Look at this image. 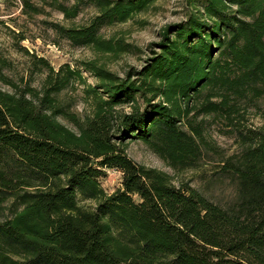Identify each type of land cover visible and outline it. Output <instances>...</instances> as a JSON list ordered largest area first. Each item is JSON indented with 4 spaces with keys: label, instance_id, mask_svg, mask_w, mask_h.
Listing matches in <instances>:
<instances>
[{
    "label": "trees",
    "instance_id": "obj_1",
    "mask_svg": "<svg viewBox=\"0 0 264 264\" xmlns=\"http://www.w3.org/2000/svg\"><path fill=\"white\" fill-rule=\"evenodd\" d=\"M44 1L67 19L94 5L88 25L48 24L75 46L119 56L131 44L105 38L102 25L127 22L155 0ZM199 1L125 77L91 60L92 85L79 69L40 58L41 88L20 87L0 57V82L11 87H0V209L10 198L20 204L0 222V264H264V0H188ZM23 2L25 12H41ZM77 81L90 107L84 116L61 98ZM249 107L262 126L235 120ZM201 114L224 118L241 140L222 165L238 183L228 207L127 154L140 140L174 169L197 167L212 149ZM108 167L123 172L111 194L100 182Z\"/></svg>",
    "mask_w": 264,
    "mask_h": 264
},
{
    "label": "rangeland",
    "instance_id": "obj_2",
    "mask_svg": "<svg viewBox=\"0 0 264 264\" xmlns=\"http://www.w3.org/2000/svg\"><path fill=\"white\" fill-rule=\"evenodd\" d=\"M64 1L66 4L75 2ZM31 2L39 6L41 12H25L23 0H0V57L7 60L4 72L13 82L20 87L29 84L37 88H41L47 76V68L39 62L40 58H44L56 70L65 64L79 69L86 81L92 85H96L98 79L84 65L91 60H97L119 76L125 77L129 70L141 69L145 60L153 55V49H157L155 43L161 40L167 26L185 21L191 12L201 9L203 5L202 1L190 5L188 0H155L146 11L135 14L127 22L102 25L100 32L105 38L123 39L131 44L133 52L114 56L95 51L91 47L75 46L48 24L54 22L78 27L88 25L98 15L94 5H82L76 18L67 19L61 11L44 0ZM210 29L211 25L207 31ZM0 87L11 90L10 86L2 82ZM84 89L77 81L61 94L69 109L81 116L90 111V107L83 100ZM259 105L264 108L263 99L259 101ZM125 109L129 110V107ZM242 113L244 115L236 116L235 120L241 121L244 127L257 128L263 125L258 108L249 107ZM62 121L73 128V124L67 120ZM196 122L203 125L205 134L212 142V149H204V156L195 168H172L140 140L127 143V154L139 164L165 171L177 186L188 184L220 206L233 205L238 199V183L231 173L224 171L222 165L226 159L240 153V137L224 118L201 114L196 117ZM4 159L5 157L0 159V164H3ZM100 182L105 191L111 194L123 187V172L114 167L105 168ZM80 203L88 207H95L97 204L94 200H80ZM3 205L0 209V222L11 217L20 207L14 198H10Z\"/></svg>",
    "mask_w": 264,
    "mask_h": 264
}]
</instances>
